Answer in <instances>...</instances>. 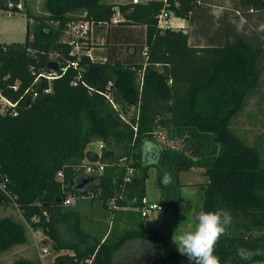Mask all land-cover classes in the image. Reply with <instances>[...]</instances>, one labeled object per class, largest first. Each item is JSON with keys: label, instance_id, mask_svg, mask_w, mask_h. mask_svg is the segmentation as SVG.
I'll return each instance as SVG.
<instances>
[{"label": "trees", "instance_id": "1", "mask_svg": "<svg viewBox=\"0 0 264 264\" xmlns=\"http://www.w3.org/2000/svg\"><path fill=\"white\" fill-rule=\"evenodd\" d=\"M6 1L0 0L2 9ZM44 6L42 15L27 10L23 42H0V92L19 101L18 115L0 113V206L17 207L21 217H0V257L26 243L29 225L53 241L58 254L47 264H116L117 253L132 240L149 241L161 252L165 235L144 228L139 210L150 168L160 160L159 171L165 168L176 179L203 168V211L231 213L215 250L221 264L264 262V160L259 147L231 127L263 84L264 0H45ZM20 9L16 5L14 12ZM163 9L189 20L190 31L160 27ZM117 12L121 18L113 22ZM79 19L106 26L105 62L71 53L64 33ZM52 54L61 65L78 59L81 75L70 67L45 93L47 80L35 79L49 70ZM29 87L38 96L26 93ZM162 129L168 141L182 140L183 147L161 144ZM97 141L105 143L108 165L92 197L75 189V166L98 159L90 148ZM59 171L65 172L63 181ZM70 195L77 203L102 202L118 220L126 210L132 223L94 240L83 230L75 203L64 205ZM62 227L73 239L62 236ZM161 258L163 264H192L178 251ZM11 264L44 263L39 256H21Z\"/></svg>", "mask_w": 264, "mask_h": 264}, {"label": "rangeland", "instance_id": "2", "mask_svg": "<svg viewBox=\"0 0 264 264\" xmlns=\"http://www.w3.org/2000/svg\"><path fill=\"white\" fill-rule=\"evenodd\" d=\"M106 1L124 3L128 2L129 0ZM133 1L135 2V0ZM44 2L45 0H18L16 3L23 5L19 11L10 12L4 10L0 12V42H23L27 35V10H30L32 13L42 15L46 12ZM114 17L115 19L121 18L119 14H116ZM105 33L106 26L101 25L95 28L91 47L93 54H95L97 57H104L102 56L104 47L101 45L104 42ZM68 37L69 34L66 31V33H64V40H67ZM54 57L56 58V54H54ZM262 80L263 84L257 89H254L253 93L249 96L243 110L233 119L231 127L247 143L258 146L264 160V79L262 78ZM162 135L166 136L165 129H162V134H160L159 137V142L164 146L172 147L169 144L172 142L171 144L174 145L172 148L174 149H180L183 147L182 140L178 139L175 141H168L167 138L163 139ZM93 144L96 146L97 142L96 144ZM156 165L157 166H151L150 168V177L147 180V194L151 198H157L158 200L163 201L165 207L160 208L161 211L160 209L156 210L151 216L144 218L142 221L159 229L165 235L167 239V245L161 251V255L166 256L170 252L178 250L177 246L172 242L174 232L177 230L178 234L181 231L190 230L196 223V215L203 210L202 205L204 193L199 184L202 185L205 181H207L208 176L202 173V170L197 169L183 171L181 172L180 178L176 179L174 175L168 173L169 170L165 168H163L162 171L169 175H166L165 173L162 174V171H159L160 169L158 166L160 165V160L157 161ZM168 177H170V184L165 183V180ZM184 180L197 181L199 188L191 185L181 187L183 184L180 183ZM171 188H173V190H171ZM76 203L77 200L72 206L76 210L79 209L78 211L80 213L82 226L85 227L90 225L95 220L96 223H100V226L104 228H107L109 223H112V226H114L116 230L120 229V221L112 214H109V219L99 220L87 211L88 208L82 211V207L80 205L89 203L87 200L78 201V203ZM177 207H179V211L175 212V208ZM132 215L134 217V221L141 222V218L136 211H133ZM5 216H11L16 220H21L19 210L17 207L11 204L0 206V217ZM60 230L62 236L65 239H73L71 234L72 232H69L68 229L66 230L65 228H61ZM71 231L73 230L71 229ZM26 235V243L14 246L11 250L3 253V255L0 257V264H11L12 261L20 258L21 256L32 257L33 255H37L36 252L38 253L42 262L47 264L49 260L55 258L58 254L56 249L53 247V241L50 236L40 228L27 227ZM43 248H47L48 252L41 254ZM127 251L130 252L132 258L135 259L138 258L139 254H141L143 250L137 247H128ZM120 257L121 255L118 254L117 261H120ZM252 264H264V262H254Z\"/></svg>", "mask_w": 264, "mask_h": 264}, {"label": "built area", "instance_id": "3", "mask_svg": "<svg viewBox=\"0 0 264 264\" xmlns=\"http://www.w3.org/2000/svg\"><path fill=\"white\" fill-rule=\"evenodd\" d=\"M137 1V0H135ZM16 5L21 8L23 7L22 4H17L15 3L14 0H7L4 9L0 7V12L7 10L10 12H14ZM116 14H119L117 12ZM173 13L167 9H163L161 13L159 14L158 17V25L162 28L166 27H171L172 26V18H173ZM118 18L115 19L113 18V22H117ZM103 25L102 23H96L93 20H88V19H79L77 21H72L67 29V33L69 34V37L65 41L68 42V44L71 46V53L76 54L78 56L81 55H86L90 58L91 61H100V62H105L107 60L106 57H97L95 54L92 52V47L88 48V45L91 44L92 39L94 38V33H95V28ZM50 61H56V58L54 57V54H52V57ZM58 69L53 70H45L40 74V77H36L35 81H39L41 77H44L47 80V87L43 89L45 93H50L52 91V86H53V81L55 79L61 78L68 70V68L73 67L78 70L79 68V60H68L67 62L63 63L62 65L58 62ZM134 69V68H133ZM78 78L81 75L80 70ZM140 81L143 83V73L140 72ZM85 86L88 87V85L83 82ZM73 84H77V82L74 80ZM17 88V84L14 86ZM26 93H29L32 95V98H35L38 96V92L34 89V87H29L26 90ZM108 98L110 101H112L110 94H107ZM113 102V101H112ZM114 104V103H113ZM18 105L19 101H13L10 98L6 97L4 94L0 92V113L1 114H10V115H18ZM114 107L117 108L116 104H114ZM139 114V110H138ZM137 114V116H138ZM121 117L127 120V118L124 116V114L120 113ZM138 118V117H137ZM129 122V120H127ZM134 130L137 131V125H133ZM162 138L165 139V135H162ZM172 143V142H171ZM169 143L172 147V145ZM97 146L98 150L96 151L98 153V159L94 161L90 160H85L83 164H79L75 166V173H84L87 176H101L103 173L105 167L108 165L104 160H103V152L102 149L105 147V143L103 141H97ZM133 172V169H129V173ZM65 177V172L64 171H59L57 173V179L60 181H63ZM129 179V177H127ZM0 187L4 189V185L0 183ZM86 192V193H85ZM82 193L88 194V196H94L97 191L93 190L91 188H87L82 190ZM115 199H111V203L113 204ZM75 203V198L73 196H68L64 200V205L69 206ZM159 208H163V206L155 201L150 200L146 195L141 199V205L139 207L141 216L146 218L151 216L156 210ZM29 228L32 227L31 225L28 226ZM47 253L48 249L43 248L41 251L42 253Z\"/></svg>", "mask_w": 264, "mask_h": 264}, {"label": "clouds", "instance_id": "4", "mask_svg": "<svg viewBox=\"0 0 264 264\" xmlns=\"http://www.w3.org/2000/svg\"><path fill=\"white\" fill-rule=\"evenodd\" d=\"M172 103L173 101H168L169 105ZM165 183H170V177L166 178ZM195 220L196 223L190 230L178 234L176 230L172 242L177 246L178 252L187 256L192 264H221L215 250L232 223L231 213L226 209L202 210L196 215Z\"/></svg>", "mask_w": 264, "mask_h": 264}, {"label": "crops", "instance_id": "5", "mask_svg": "<svg viewBox=\"0 0 264 264\" xmlns=\"http://www.w3.org/2000/svg\"><path fill=\"white\" fill-rule=\"evenodd\" d=\"M112 2V1H111ZM113 2H115V1H113ZM115 3H118V2H115ZM120 3H122V2H120ZM219 10H215V14L216 15H218L219 14ZM120 15V14H119ZM121 16V15H120ZM172 28H174V29H181V30H183L184 32H187V31H190V28H191V25H190V22H189V20H187V19H183V18H180V17H175V16H173V18H172ZM106 33H105V35H104V42L102 43V45L101 46H103L104 47V51H103V54H102V56H106V52H107V46H106ZM132 43V42H131ZM93 143H95L96 144V142H93ZM91 144L90 145V148H92L93 150H98V146L96 145H94V144ZM202 170L201 172L202 173H204V169L203 168H197V167H194V168H191L190 170ZM200 172V171H199ZM165 173V172H164ZM168 173H170V172H168ZM166 175H169V174H167V173H165ZM179 176H178V178H180V175H181V172L178 174ZM100 176H87L86 174H84V173H78L77 174V182H76V190H79V191H81V190H84V189H87V188H92V187H95L96 188V184H97V182H98V178H99ZM205 182H208V180L207 181H205ZM204 182V183H205ZM171 183V182H170ZM169 183V184H170ZM198 182L197 181H192V180H190V181H187V180H184V181H182L180 184H183L181 187H183V186H187V185H191V186H196V187H198V184H197ZM146 185H147V182H146ZM172 185V184H171ZM199 188V187H198ZM171 190H173V188H171ZM146 196L150 199V200H152V201H155V202H158V203H160L163 207H165V204L163 203V201H160V200H158L157 198H151V197H149L148 196V194H147V189H146ZM82 199H84V198H82ZM173 199H174V197H173ZM169 201V200H168ZM171 203H173V202H171ZM88 208V209H87ZM87 209V211L92 215V216H94V217H96V218H98L99 220H102V219H109V210H107L106 208H105V206L102 204V202H99V201H96V200H94L93 202H91V203H87V204H85V205H82V211H84V210H86ZM122 209H126V208H122ZM124 211H126V210H123V212L119 215L120 216V226H125L126 224L128 225L129 223H132V220H131V218H130V216L128 215V214H125V212ZM108 215V216H107ZM115 218H116V216L115 215H113ZM118 219V218H117ZM144 219V218H143ZM114 225V224H113ZM143 226H144V228H148V227H153V226H150V224H148V223H146V222H143ZM63 228V227H62ZM82 228H83V230L85 231V232H87L89 235H92V237H93V239L94 240H96V237L98 238V237H101V239H102V241L104 240V238L108 235V233L111 231V229L113 228V226H112V223H109V225H108V227L107 228H104V227H102V226H100V223H96L95 222V220H94V222L92 223V224H90V225H87V226H82ZM155 228V227H154ZM159 230V229H158ZM94 240H92L93 242H95ZM128 245H130L132 248H141V249H143L144 247H153V248H156L157 246L156 245H154V244H152V243H150L149 241H144V240H132V241H128L127 243H125L124 244V246L121 248V250L117 253V255H116V264H118L117 263V256H118V254L119 255H121V257H120V259H123L124 257L122 256V252L124 251V248L126 247V246H128ZM122 251V252H121ZM176 251H178V250H176ZM69 252H72L73 253V251L72 250H62V253H69ZM72 253H70V254H72ZM129 253V255H130V252H128ZM36 254L37 255H33L31 258H36V256L38 257L39 255H38V253L36 252ZM162 254V253H161ZM27 257V256H26ZM30 258V257H29ZM125 258H128V257H125ZM139 258V257H138ZM138 258H135V259H130L131 260V262L129 263V262H125L124 264H147V262L146 261H139V259ZM54 260V258H52L51 260H49L48 262H51V261H53Z\"/></svg>", "mask_w": 264, "mask_h": 264}, {"label": "water", "instance_id": "6", "mask_svg": "<svg viewBox=\"0 0 264 264\" xmlns=\"http://www.w3.org/2000/svg\"><path fill=\"white\" fill-rule=\"evenodd\" d=\"M58 62L50 61L48 67L53 70L58 69ZM142 253L139 254V261H146L147 264H163V259L161 258V252L158 247H144Z\"/></svg>", "mask_w": 264, "mask_h": 264}, {"label": "flooded vegetation", "instance_id": "7", "mask_svg": "<svg viewBox=\"0 0 264 264\" xmlns=\"http://www.w3.org/2000/svg\"><path fill=\"white\" fill-rule=\"evenodd\" d=\"M128 247H130V248H132L130 245H128V246H126L125 248H124V251L122 252L123 254H122V256L124 257H128V258H123V259H119L120 261H117V263L118 264H124L125 262L127 263V262H131V260L130 259H133L132 258V256L131 255H129V253H128V251H127V249H128Z\"/></svg>", "mask_w": 264, "mask_h": 264}]
</instances>
